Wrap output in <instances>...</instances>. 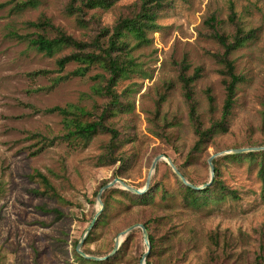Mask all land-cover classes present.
<instances>
[{
  "label": "rangeland",
  "instance_id": "1",
  "mask_svg": "<svg viewBox=\"0 0 264 264\" xmlns=\"http://www.w3.org/2000/svg\"><path fill=\"white\" fill-rule=\"evenodd\" d=\"M69 1L0 0V264H91L77 259L76 242L101 208L97 194L102 185L119 177L143 188L159 154L164 158L152 176L151 183L159 185L154 202L132 201L118 190L108 194V205L82 248L110 253L121 231L152 219L157 246L144 264H264L262 159L219 160L217 177L226 189L201 207L183 202L179 177L166 159L203 185L211 179V155L264 145V0H171L158 12L156 30L147 31L148 42L138 44L129 35L126 49L116 52L130 59L128 72L113 86L120 104L105 116L119 133L113 148L109 131L86 146L61 139L63 116L47 111L76 103L99 118L113 107L112 96L104 92L110 72L98 64L78 72L84 65L77 61L60 67L58 59L78 49L64 47L51 55L39 51L30 39L42 30L29 22L44 16L87 43L85 51H100L94 39L107 46L115 24L139 12L143 0H118L109 9L83 6L82 23L66 11ZM231 5L244 32H252L230 54L243 80L227 130L214 133L188 160L198 135L182 77L193 78L192 98L203 128L221 120L227 76L215 55L224 48L205 20L215 15L232 40ZM99 85L102 92L95 90ZM37 169L62 200L39 193L40 183L30 177ZM165 192L168 200L162 198ZM127 235L120 255L104 264H142L148 249L142 229Z\"/></svg>",
  "mask_w": 264,
  "mask_h": 264
},
{
  "label": "trees",
  "instance_id": "2",
  "mask_svg": "<svg viewBox=\"0 0 264 264\" xmlns=\"http://www.w3.org/2000/svg\"><path fill=\"white\" fill-rule=\"evenodd\" d=\"M118 0H70L66 5V11L70 14H77V20L79 22H83V6L90 8H111ZM28 2V1H27ZM24 2V3H27ZM171 0H143L141 4V9L139 12L135 13L131 16H124L119 19V21L114 26V32L109 38L107 42V46L101 47L98 42V37L94 39V44L99 46L100 51H85V48L88 46L87 43L82 42L72 35L67 34L61 27L53 24L48 18L41 17L38 21H30L29 24L31 26H35L42 30V33H38L36 37L30 39V43L39 51L45 52L46 54H53L55 51L62 49L64 47H73L78 49L75 52H72L68 55H65L58 59L57 63L60 67H64L67 63L71 61H77L82 63L84 66L78 69V72L82 70H87L92 65L98 64L103 68L107 69L110 72V77L108 79V84L105 85L104 92H107L112 96L113 107L107 108L103 111V113L99 116V118H92L93 112L87 110L84 106L76 103H68L66 106H54L50 109H47L48 112H58L63 116V123L66 132L61 136V139L69 142L74 145H88V143L100 132L109 131L112 133V144L110 145L112 148L117 146L115 142L118 138V131L106 124L105 116L107 113H111L112 110L117 108L120 104V100L118 95L113 90V86L116 85L119 78L124 76L129 70V58H123L122 55L117 54L118 51H124L126 49V38L131 35L138 40V44H143L149 41L147 37L148 30H156L157 23L156 19L158 17V12L162 9L164 4L170 3ZM232 7V5H231ZM229 20L231 23H234L236 26L235 32L232 35V40L221 31V26L224 23L220 19H218L215 15H211L205 20V24L211 29V36L216 39L220 45L224 48L223 52L217 53L215 56L224 65V69L222 72L227 76L225 77L224 83L226 85V99L223 108V116L219 121L214 122L209 128H203L202 123L199 119V116L196 113L195 102L192 98V90H191V82L192 77H182L185 88V95L187 99L191 102V110L190 117L194 123L195 131L198 135V139L194 144L192 150L188 154V160H191L195 156V152H198L204 145H206L214 133L220 130H227V124L229 121V116L232 113V107L235 102L236 89L239 82L243 80V77L236 73L234 61L230 58V54L240 46H243L246 40L252 36V32L246 33L242 29V27L237 22L236 13L232 7L231 14L229 15ZM107 31L105 29L103 32ZM53 33V34H51ZM121 54V53H120ZM95 90L98 92L101 91V85L97 86ZM210 102H213V97L210 93H208ZM264 146V145H257ZM253 147V146H252ZM240 148V147H238ZM245 157L249 158H261L263 161V166L261 167V171L264 170V149L263 150H252L243 153H234L230 155H223L215 158V178L211 184L204 188H192L185 183L182 182L181 179L177 178L180 183L181 188V196L182 200L186 205L193 207H201L207 204L212 197V195L217 194V192L226 189L222 180L218 179L217 175L220 172L219 160L222 158L229 159H243ZM115 159V158H113ZM175 163V161H173ZM176 164V163H175ZM179 170L183 173V175L192 183L197 185L194 180H192L186 171H184L181 165L176 164ZM30 177L33 180H36L40 183L41 189L39 193L43 195H48L50 197H55L57 199L62 200L63 197L60 195L54 184L51 182L50 178L40 170H35ZM209 182V181H208ZM108 183V182H107ZM207 183V182H205ZM204 183V184H205ZM104 183L103 185H105ZM102 185V186H103ZM200 186V185H197ZM158 184H150L149 189L142 194H136L124 188H116L111 187L102 194V200L105 207L108 205V194L109 196L116 190L120 191L122 194L130 198L132 201H137L140 203H152L155 199L154 191L158 188ZM0 192H1V184H0ZM162 198L168 200L167 192L162 195ZM57 211V210H56ZM93 220V219H92ZM154 221V220H153ZM92 222V221H91ZM152 219L145 221L144 224L149 231V240L151 244V251L157 246V238L153 233L150 232V224ZM133 231V230H132ZM131 232L128 233L127 239L130 237ZM92 231L90 232L87 239L91 238ZM126 239V240H127ZM125 243V241H124ZM78 242H76V250L75 255L77 259L91 264H104L114 258H116L122 252V247L119 250L106 258L105 260H95L91 258L84 257L77 251ZM114 247L112 248L113 251ZM83 252L89 255L94 256H107L110 253H106L104 255H99L90 249L82 248Z\"/></svg>",
  "mask_w": 264,
  "mask_h": 264
},
{
  "label": "water",
  "instance_id": "3",
  "mask_svg": "<svg viewBox=\"0 0 264 264\" xmlns=\"http://www.w3.org/2000/svg\"><path fill=\"white\" fill-rule=\"evenodd\" d=\"M263 149H264V146H258V147H240V148H234V149L228 151L227 153L228 154H234V153H243V152H248V151H252V150H263ZM217 155H220V153L213 154L208 159V163H209V167H210V171H211V179H210V181L207 182V183H205V184H203V185H200V186H197L194 183L190 182L183 175V173L179 170V168L177 167V165L173 162V160L170 157H166V159H167L168 163L170 164V166L172 167V169L175 172V174L182 180L183 183H185L186 185H188V186H190L192 188L200 189V188H204V187L208 186L214 180L215 174H216V170H215V165H214V161L213 160H214V158ZM162 158H164V156L162 154H159V155H157L154 158V160L152 162V165H151V168H150V171L148 173V177L146 179L145 186L143 188H137V187L129 184L125 179L119 178V177H115L114 179H112L111 181H109L108 183H106L105 185H103L101 187V189L99 190V192L97 194V200H98L101 208L96 213L95 217L93 218V220L90 223V225L87 227L86 232L80 238V240L78 242V245H77V251L81 255H83L84 257H87V258L95 259V260L106 259L109 256L115 254L119 250V248L121 247L122 240H123V237L124 236H126L129 232H131L132 230H134L136 228H141L142 229V232H143V235H144L145 242H146V244L148 246L147 251L143 254L142 264H144V260L146 259V257L150 253V249H151V244H150V240H149V231H148V229H147V227L145 226L144 223L133 224V225L129 226L128 228L124 229L123 231H121L120 234L115 238V245H114L113 251L109 255H107V256L99 257V256H94V255L86 254L82 250V245H83L86 237L88 236L89 232L93 228L95 222L97 221L98 216L101 214V212L103 210V205H104L103 200H102V194H103V192L105 190L111 188V187H114L116 185H119L122 188H124L126 190H129V191H131L133 193H136V194L145 193L149 189V187H150V184L152 182L153 172L156 169L157 163Z\"/></svg>",
  "mask_w": 264,
  "mask_h": 264
}]
</instances>
